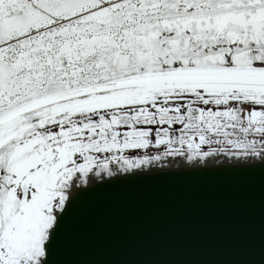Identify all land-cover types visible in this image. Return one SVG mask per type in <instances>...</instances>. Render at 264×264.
<instances>
[{
	"label": "snow or ice",
	"instance_id": "snow-or-ice-1",
	"mask_svg": "<svg viewBox=\"0 0 264 264\" xmlns=\"http://www.w3.org/2000/svg\"><path fill=\"white\" fill-rule=\"evenodd\" d=\"M171 162L264 166V0H0V264Z\"/></svg>",
	"mask_w": 264,
	"mask_h": 264
},
{
	"label": "water",
	"instance_id": "water-1",
	"mask_svg": "<svg viewBox=\"0 0 264 264\" xmlns=\"http://www.w3.org/2000/svg\"><path fill=\"white\" fill-rule=\"evenodd\" d=\"M175 163L83 193L51 264H264V166Z\"/></svg>",
	"mask_w": 264,
	"mask_h": 264
}]
</instances>
